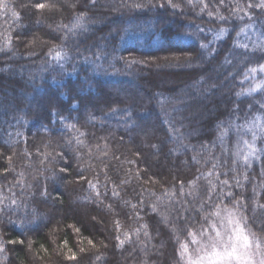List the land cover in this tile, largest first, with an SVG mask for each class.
<instances>
[{"label":"trees","instance_id":"16d2710c","mask_svg":"<svg viewBox=\"0 0 264 264\" xmlns=\"http://www.w3.org/2000/svg\"><path fill=\"white\" fill-rule=\"evenodd\" d=\"M262 2L0 0V264H185L228 209L264 246Z\"/></svg>","mask_w":264,"mask_h":264},{"label":"snow or ice","instance_id":"6c2138e0","mask_svg":"<svg viewBox=\"0 0 264 264\" xmlns=\"http://www.w3.org/2000/svg\"><path fill=\"white\" fill-rule=\"evenodd\" d=\"M260 6L264 7V2ZM37 7L41 8L43 5H37ZM12 15L16 14L13 12ZM223 183L227 184V181H223ZM225 211L227 210L225 209ZM215 215L220 217L219 211ZM231 217L232 213L229 212L226 217L221 218L222 222L219 227L209 224V227L202 231L189 232L190 243L196 247L193 250V255L188 257L187 264H253L251 253L253 244L259 250L262 242L250 241L249 236L245 235L244 229ZM213 232L215 235L211 234ZM182 249L181 255L183 256L188 251V245H182ZM259 264H264V259H261Z\"/></svg>","mask_w":264,"mask_h":264},{"label":"rangeland","instance_id":"374dc122","mask_svg":"<svg viewBox=\"0 0 264 264\" xmlns=\"http://www.w3.org/2000/svg\"><path fill=\"white\" fill-rule=\"evenodd\" d=\"M232 213V219L234 220V222L236 223H239L240 226L244 229V233L245 235L249 236V239L250 241L252 240H255V241H259V239L257 237H255L249 230L248 228L245 226V223L243 222L242 220V217L240 215V213L238 211L234 212L232 211V209H228V213ZM228 213H220V217H217V220H216V224L217 227H219V225L221 224L222 220L221 218L222 217H226L228 215ZM226 222V221H225ZM212 235H215V233H211ZM225 239H227V237H225ZM196 247V246H195ZM194 247V248H195ZM193 251V250H192ZM259 251V254H257ZM251 253H252V260H253V264H259L260 260L261 259H264V246H262V243H261V248L259 250H257L255 248V245L253 244V247L251 249ZM193 255V253H190L189 255L186 256V263L187 264V259L189 256Z\"/></svg>","mask_w":264,"mask_h":264}]
</instances>
